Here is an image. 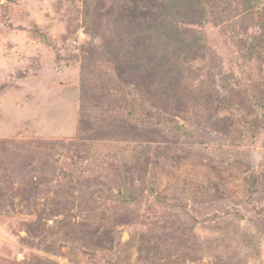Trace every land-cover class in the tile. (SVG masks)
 <instances>
[{
	"label": "rangeland",
	"instance_id": "374dc122",
	"mask_svg": "<svg viewBox=\"0 0 264 264\" xmlns=\"http://www.w3.org/2000/svg\"><path fill=\"white\" fill-rule=\"evenodd\" d=\"M0 264H264V0H0Z\"/></svg>",
	"mask_w": 264,
	"mask_h": 264
},
{
	"label": "trees",
	"instance_id": "16d2710c",
	"mask_svg": "<svg viewBox=\"0 0 264 264\" xmlns=\"http://www.w3.org/2000/svg\"><path fill=\"white\" fill-rule=\"evenodd\" d=\"M226 127H228V125Z\"/></svg>",
	"mask_w": 264,
	"mask_h": 264
}]
</instances>
